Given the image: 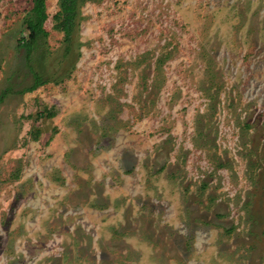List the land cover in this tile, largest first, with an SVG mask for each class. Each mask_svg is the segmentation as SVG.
Here are the masks:
<instances>
[{
  "label": "rangeland",
  "instance_id": "1",
  "mask_svg": "<svg viewBox=\"0 0 264 264\" xmlns=\"http://www.w3.org/2000/svg\"><path fill=\"white\" fill-rule=\"evenodd\" d=\"M32 6L0 0V264H264V0H85L68 56L47 0L28 60Z\"/></svg>",
  "mask_w": 264,
  "mask_h": 264
},
{
  "label": "trees",
  "instance_id": "2",
  "mask_svg": "<svg viewBox=\"0 0 264 264\" xmlns=\"http://www.w3.org/2000/svg\"><path fill=\"white\" fill-rule=\"evenodd\" d=\"M85 0H59L60 9L54 15L55 27L64 33V55L68 56L73 53L75 47L79 50L80 42L77 39V30L79 28L81 18V6ZM49 18L47 12V0H33L32 9L26 17V24L29 31L28 37H22L19 45L26 48L27 59L31 60L33 50H35L49 34L45 27V23ZM76 55H80L76 53ZM35 82L27 88L28 91L35 90L38 86L48 82L43 78V74L39 71L33 72ZM47 111V110H46ZM54 116L55 113L49 111L48 114L42 111L39 116Z\"/></svg>",
  "mask_w": 264,
  "mask_h": 264
}]
</instances>
